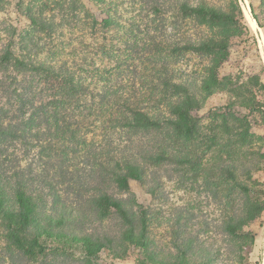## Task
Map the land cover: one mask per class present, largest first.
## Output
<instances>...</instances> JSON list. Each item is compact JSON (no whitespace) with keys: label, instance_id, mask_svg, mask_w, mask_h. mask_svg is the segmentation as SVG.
<instances>
[{"label":"trees","instance_id":"trees-1","mask_svg":"<svg viewBox=\"0 0 264 264\" xmlns=\"http://www.w3.org/2000/svg\"><path fill=\"white\" fill-rule=\"evenodd\" d=\"M8 5L0 0V12ZM16 12L28 28L0 51V238L10 261L98 264L128 252L137 264L234 261L232 241L253 235L261 192L246 184L258 140L249 119L264 115L245 82L219 75L232 39L248 36L238 0H18ZM189 24L210 37L192 40ZM186 53L208 60L199 85L179 68ZM218 92L226 104L201 116ZM170 168L225 188V207L231 194L245 199L222 221L224 259L197 250L179 224L167 242L153 237L155 214L131 188L150 184L155 198L157 172L170 178Z\"/></svg>","mask_w":264,"mask_h":264},{"label":"rangeland","instance_id":"rangeland-1","mask_svg":"<svg viewBox=\"0 0 264 264\" xmlns=\"http://www.w3.org/2000/svg\"><path fill=\"white\" fill-rule=\"evenodd\" d=\"M18 0H9V5L5 11L0 12V51L8 45L13 30L21 32L28 28V22L16 12V3ZM216 8H223L225 0H207ZM243 12L245 23L248 27V36L244 38L232 39V45L229 50V58L227 62L219 70L220 76H233L240 82H245L251 90L250 96L254 97V102L258 103L256 108L264 111V29L259 28L256 21L253 20L249 9L250 2L248 0H238ZM255 8V16L264 26V11L260 9V2L252 0ZM192 40H200L210 37V32L205 27H196L189 24L186 29ZM41 43H42V37ZM180 69L184 71V79L187 84H200L202 79V68L208 64L206 58L200 57L193 53H186L182 58ZM183 79V80H184ZM181 80V81H183ZM250 85V82H253ZM257 84L254 86V84ZM228 96L224 93H216L212 95L203 105L200 114L207 117L213 108H218L226 104ZM246 112V111H244ZM251 133L254 134L253 156L247 158L249 163L245 165L250 168V181L246 184L250 188H256L261 191L258 196H254L252 201V213L255 219L250 223L248 230L251 232L250 237L237 242L232 241L234 261L224 262L220 264H264V115L254 114L249 119ZM28 163L34 162L35 155L30 153ZM45 160V159H44ZM42 160V164L46 162ZM37 161V160H36ZM81 159L76 160L77 170L83 172L84 165ZM259 163L257 169H253L252 164ZM163 170H158L155 180V188L157 196H147L150 184L143 188L133 186L132 192L137 196L140 203L149 206L155 214V225L152 230L153 237L160 243L167 242L172 235L174 227L179 226L185 228V236L193 237L197 235L200 244H197V250L201 249L205 252L224 259L222 253L225 247L224 240L229 238L222 233V221L228 213V207L234 205L239 208L245 202V199L231 194L227 207L223 197L226 189L217 187L212 180L209 186L204 183L203 177H195L189 171L182 178V175L173 172L170 168L168 175ZM204 243V244H203ZM15 259V258H14ZM47 263V262H46ZM0 264H17L16 260L10 261L5 250L3 240L0 238ZM19 264V263H18ZM36 264H44L42 262ZM47 264H81L77 259L70 257H58L56 260H49ZM98 264H137L136 256L132 252H128L126 257L114 259L104 254Z\"/></svg>","mask_w":264,"mask_h":264}]
</instances>
